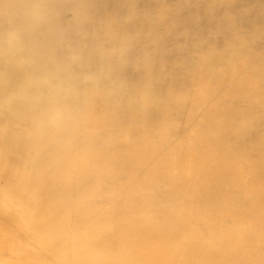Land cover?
<instances>
[{"label":"bare ground","instance_id":"6f19581e","mask_svg":"<svg viewBox=\"0 0 264 264\" xmlns=\"http://www.w3.org/2000/svg\"><path fill=\"white\" fill-rule=\"evenodd\" d=\"M0 264H264V0H0Z\"/></svg>","mask_w":264,"mask_h":264},{"label":"clouds","instance_id":"9594fccd","mask_svg":"<svg viewBox=\"0 0 264 264\" xmlns=\"http://www.w3.org/2000/svg\"><path fill=\"white\" fill-rule=\"evenodd\" d=\"M5 54H16L24 51L25 45L21 38L10 33L3 41ZM79 105L71 87L53 86L44 101V114L48 123L55 127L71 124L77 117Z\"/></svg>","mask_w":264,"mask_h":264}]
</instances>
